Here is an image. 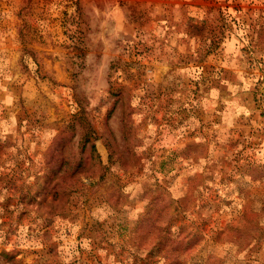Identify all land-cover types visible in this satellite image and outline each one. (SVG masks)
<instances>
[{
    "label": "rangeland",
    "instance_id": "rangeland-1",
    "mask_svg": "<svg viewBox=\"0 0 264 264\" xmlns=\"http://www.w3.org/2000/svg\"><path fill=\"white\" fill-rule=\"evenodd\" d=\"M264 0H0V264H264Z\"/></svg>",
    "mask_w": 264,
    "mask_h": 264
},
{
    "label": "crops",
    "instance_id": "crops-1",
    "mask_svg": "<svg viewBox=\"0 0 264 264\" xmlns=\"http://www.w3.org/2000/svg\"><path fill=\"white\" fill-rule=\"evenodd\" d=\"M262 76H264V74H262ZM261 85L260 91L262 92V95H264V78H262Z\"/></svg>",
    "mask_w": 264,
    "mask_h": 264
},
{
    "label": "built area",
    "instance_id": "built-area-1",
    "mask_svg": "<svg viewBox=\"0 0 264 264\" xmlns=\"http://www.w3.org/2000/svg\"><path fill=\"white\" fill-rule=\"evenodd\" d=\"M262 104H264V103H262Z\"/></svg>",
    "mask_w": 264,
    "mask_h": 264
}]
</instances>
